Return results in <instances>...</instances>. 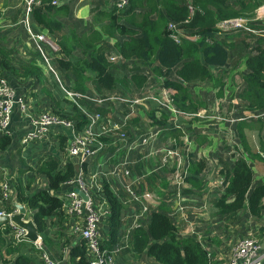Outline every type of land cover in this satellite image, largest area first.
I'll use <instances>...</instances> for the list:
<instances>
[{
	"label": "trees",
	"instance_id": "16d2710c",
	"mask_svg": "<svg viewBox=\"0 0 264 264\" xmlns=\"http://www.w3.org/2000/svg\"><path fill=\"white\" fill-rule=\"evenodd\" d=\"M50 0H42L40 6L32 8L30 16L36 29H45L52 37H56L58 52L53 57L60 69L71 74L74 87L84 91V83L92 82L97 89L112 90L115 79L107 62L110 48L103 44V39L113 40L112 50L124 61L132 58L142 61L154 78L173 73L177 79H164L162 85L175 91L172 98L174 106L185 112L193 113L201 109L204 103L191 97L185 84L191 82H210L215 89L216 97L222 96L223 84L220 76L215 74L217 68L226 63L228 56V38L217 39L215 25L217 22L234 17H251L261 0H193V13L189 16L185 0H126V6L117 10L112 6L109 10H98L92 15V25L77 33L71 27L65 29L56 17L67 14L65 5L53 6ZM124 21V25L119 23ZM181 23L189 30H183L178 41H173L168 34L167 22ZM126 25V26H125ZM134 27L135 31L128 29ZM192 29V30H190ZM118 34L126 38L118 40ZM235 39V40H234ZM234 41L241 44L242 51L235 56L241 60L245 73L241 76L242 85L238 89L237 98L249 111L264 109V38L250 34L235 33ZM234 44V43H233ZM78 50L81 56L75 57ZM36 54V53H35ZM52 59V60H53ZM91 73V78L86 74ZM9 75L22 79L41 76V68L35 64L20 65L15 68L5 58H0V75L8 80ZM128 79L135 89H142L147 81L144 74L131 72ZM63 102H57L52 112L60 117L73 120L74 127L79 129L86 119L79 114L74 105L67 104V112ZM154 123H163V117L156 120L150 113ZM257 131L264 126V120L255 119ZM249 122V121H248ZM249 126L245 121L237 122L235 126L238 137L240 155L233 158L231 166L219 170L223 176L222 192L211 200L216 215L232 218L238 211L246 210L252 218L264 217V181L255 183L250 164L243 158L261 159L258 151L264 157V135L258 136L256 150L252 148L244 135V129ZM252 128V127H251ZM170 130V129H169ZM250 130V129H249ZM177 137L175 130L171 131ZM58 146L62 147L64 137L59 135ZM104 141V138L97 137ZM203 140V139H201ZM9 144L8 136L0 137V149ZM250 158V159H251ZM85 167V165H83ZM204 168L203 160L192 162L190 174L185 178L186 183L198 193H202L204 180L200 176ZM35 174L44 177L47 189L30 190V181L22 183L19 179L13 185L14 199L24 205L28 217L35 226L36 233L41 234L46 227V219L59 211L62 199L59 197L61 184L71 178L76 170L73 161L63 166L52 156H44L34 170ZM164 186L165 183L162 182ZM103 195L109 214L106 216V232L100 241L101 248H109L118 242L120 211L122 205L114 195L106 181L101 182ZM8 210V206H6ZM10 228L0 225V264H32L29 256L20 252L25 244L30 242L13 243L6 236ZM205 230L212 231L211 227ZM258 233L264 237V226L259 227ZM5 235V236H4ZM205 245L206 241L202 238ZM131 250L136 254H144L156 264H209L207 251L193 236H177L174 225L169 217L158 211H150L144 224L131 232ZM32 246V245H31ZM210 247V246H209ZM74 260L72 264H87L84 246L74 247L70 251ZM42 264V263H41Z\"/></svg>",
	"mask_w": 264,
	"mask_h": 264
},
{
	"label": "rangeland",
	"instance_id": "374dc122",
	"mask_svg": "<svg viewBox=\"0 0 264 264\" xmlns=\"http://www.w3.org/2000/svg\"><path fill=\"white\" fill-rule=\"evenodd\" d=\"M192 1L193 0H185V5L189 16L193 13V7L191 5ZM115 2L116 0H88V4H90L88 6L89 9H91V13H94L102 9V7H108L111 9ZM19 14L18 21L21 19V13ZM14 20H16V18H14L13 21ZM68 22V18L65 16L62 22L65 26V29L70 27ZM168 22L166 26L169 24ZM187 24L188 23L182 25L181 23H176L174 25L176 29H184L187 31L189 30ZM16 30L19 29L17 28ZM21 30L25 32L22 24ZM40 30L43 32L46 38L52 40L56 44V37H52L50 34H48V32L45 31L44 28ZM19 34L20 32L16 37H18ZM234 35L235 34H226V31L216 32L214 34V36L219 40L228 38L229 42L226 63L214 71L215 74L220 76L221 83L223 84L222 96L219 98L216 97L215 89L211 87L210 82L200 83L195 81L185 84L191 97L195 100L202 101L204 105L201 109H199V111H197L200 112L199 118L187 120L182 114L177 115L176 118L174 117V122H176L178 125L180 123L185 124V128L182 125L181 126L185 130L184 134L186 139L190 140V142L187 143L190 145L187 148V151L184 149L180 151L183 155L187 174H190L189 167L191 163L195 162L196 160L204 161L203 173L207 174L205 179L207 176H209V174L216 172V181L208 182L206 179L204 196L207 195L209 201L208 203L196 192L186 190L182 191L186 202L196 205L195 207H192V212H197L198 215H201L196 216L198 220L196 221L195 229L201 238L206 241L208 246H210L209 250L211 252L209 254V264H223L225 257L228 255V252L233 247L235 241L244 235V230L248 229V235L258 234L259 227L264 226V217L256 219L252 218L249 214L247 217L246 210L238 211V213L232 218L219 217L216 215V210L212 207L211 203V200L214 197H217L223 190V182H221V184L217 182L218 179L223 180V176L220 174L219 170L229 168L233 158H237L240 155L238 137L235 131L237 122L245 121V125L249 124V126L252 127H249L250 130L248 127H246L244 129V134L246 133L247 139L250 140L254 145H256L257 137L264 135V126L260 128V132L257 131L258 124L254 120H250L248 118V110L237 98L238 89L242 85L241 76L245 73V69L241 60H238L235 56L236 52L242 51L241 44L238 41H233L230 44L231 40L234 39ZM11 37L12 34H8V32H6L3 28H0V58L3 57L7 61L14 63L16 68H18L20 65L24 67L29 65L34 66L35 64H37L41 69L43 68L42 71H44L45 74L44 77H42V81L43 83L47 84L45 88L50 89L52 92H54V94L55 83H52V80L57 82L58 85L61 83L62 86L72 90L75 94H77V92L80 93L83 97H75L74 106L78 109L79 114L83 115L86 120L92 116H97V122L99 124L108 121L110 122L111 126L115 125V127H118L116 130L117 132L131 133L133 130H135L144 135H148L151 132H156L152 142L157 137L161 142L159 147L152 149H158L165 146V142L169 144L174 143L175 148L179 146L177 141L179 133L177 134V137H174L173 133H171V131H173L175 128V125L171 126L170 124V122L173 120V115L172 113H170L171 116L167 115L169 110L161 108V104H165L168 105L169 108L177 110L173 101L170 100V97L173 98L175 94L173 90H171L172 93L166 90L169 97H167L164 102H160L159 104H150V107L144 105V103L147 101H141L139 104H136L130 108L129 103L123 101L124 99L133 100L143 96H150L158 99L157 97L161 91L162 83L160 84L158 80L154 79L153 75L143 62V64L138 62L139 60L125 62L122 59L109 61L108 57L115 55L111 50L106 59L116 82L115 87L112 90H106L101 87L96 90V88L92 85V82L87 81L84 83V91H80L74 87L75 84L70 83V73L60 69L58 65L55 64L53 58H51L49 61V65H45L41 62L40 58L33 51L27 34L26 38L30 45V48L28 49L23 47L22 42L15 43V39L12 40ZM103 44L107 48H111L110 40L105 39ZM74 55L75 57H78L81 56V53L77 50ZM142 65L145 67L144 71L148 76V81L143 89L137 90L130 85L128 81V75L134 71L138 72L137 69L142 67ZM48 68L51 69L50 72ZM86 76L87 78H91L92 74L87 73ZM165 76L167 78L170 77L171 79H175L172 74H167ZM56 97L58 98V102L64 101L63 108H66V111L69 112L70 108L66 107L68 100L66 101L63 98V95L56 94ZM91 99H94V101H91ZM151 112L153 113V116L156 120L160 118L161 112L164 113L165 117L162 116L164 119L163 123H154L150 117ZM179 112H182L183 114H191L183 110H180ZM157 113H159V115H157ZM169 127H171L170 130L168 129ZM248 135L250 136L248 137ZM220 154L222 158L221 161L218 158ZM247 156L248 155L245 153L243 158L250 164L252 168H254L256 174L262 172L261 176H264L263 161H257L251 157L250 159L248 158L249 156ZM106 162L116 164L118 159H108ZM210 162L214 164L208 165ZM158 163L159 160L154 157L153 163L150 166H147V169ZM175 167L177 168L171 172ZM132 168L135 167L133 166ZM180 168H182L181 164L178 166L165 164L155 169L153 172L155 174L153 175L152 173L144 174V164L138 162L136 168L134 170L131 169L130 173L133 176L139 178L138 180L142 179L145 181L144 187L154 193H152L155 196V202L153 205L160 206V208H162L161 212L167 215V213L171 211L173 204L167 205L169 198L167 199V196L161 193L162 189L165 188V186H162V182L163 179L166 178L170 185L175 184L176 179L174 175L175 173H179ZM257 180L260 182V179ZM20 181L25 182L23 179ZM255 183H257L256 177ZM201 203H205L207 208L204 209L205 206L201 207ZM175 221L179 225L180 230L184 222L177 219ZM208 227H211L212 231L205 230V228ZM118 235V242L107 248L112 253L113 264H156L152 258L147 257L144 254H136L131 250V234H128L126 229H124L122 226L119 229ZM11 239V236H9V240ZM218 257H222V259L217 260L216 258Z\"/></svg>",
	"mask_w": 264,
	"mask_h": 264
},
{
	"label": "built area",
	"instance_id": "2783aa9c",
	"mask_svg": "<svg viewBox=\"0 0 264 264\" xmlns=\"http://www.w3.org/2000/svg\"><path fill=\"white\" fill-rule=\"evenodd\" d=\"M63 1L67 0H50L49 4L58 6L59 3ZM21 2L22 12L19 23L22 24L25 29L33 51L43 64L49 65L51 58H53L56 52H58V46L52 40L46 38L41 30L38 31V29L33 26L30 16L32 8L40 6L42 0H21ZM125 6L126 0H116V9H122ZM263 19L264 0H261L260 4L253 11L251 17L223 19L216 23V32L226 31V34L241 32L242 34H250L254 37L258 36L264 38ZM170 22H168L169 24L166 26L169 37L173 41H178L179 37L183 35V30L176 29L174 25L176 23ZM119 59L121 58L117 54L108 57L109 61H116ZM48 70L51 71L49 68ZM60 86L63 98L66 101L68 100L67 103L70 105H75V97H83L78 92L75 94L72 90L65 88L62 85ZM166 90L172 93V89H167L165 87L161 88L159 96L157 97L158 99L150 96H143L133 100L124 99L123 101L128 102L130 108L139 104L141 101H147L149 99H152L154 104H159L169 97ZM92 100L94 99H91V101ZM170 100L172 101L171 97ZM14 104H16L22 111H25L23 113H27L33 109L30 108V103L28 104L24 98H14L12 87L9 85L6 78L0 75V136L9 133L10 119ZM161 108L169 110L167 115L171 116L170 113L173 115V120L170 124L171 126L175 125V128H173L179 133L177 138L179 146L177 148L174 147V143L169 144L165 142V146L158 149H152L150 143H152L156 132L144 135L133 130L128 135L125 132H117L116 130L118 127H115V125L111 126L108 121L99 124L97 122V116H92L86 120V123L79 129L74 127L73 120L60 117L51 111H39L36 112L35 115L29 116L32 130L27 131L20 138L21 144H27L29 141H32L36 138L35 135L46 134L51 128L69 127L72 129L71 140L67 147V154L77 160L78 167L74 175L61 184L59 197L62 199V203L60 208L68 218L74 220V224L71 227V233L76 235L77 239L84 246L87 264H113L112 253L107 248H101L100 246V241H102L100 226L109 214V207L101 194V182L102 180L106 181L109 185V182L106 179L108 175L96 171L91 173L90 170L87 172L84 171V168L88 167L90 158L97 154V152L103 147V143L97 139V137L101 136L114 139V141H110L108 145L117 150L123 147L126 152H124L117 165L113 163V168L110 170V174H121L122 176L120 184L117 187H113L111 190L122 205L120 211V223L121 226L126 229L127 233L131 234L134 229L142 226L146 215L150 211H158L159 208V206L153 205L155 202L154 193L144 187V180H138L139 178L130 173L128 167L129 164L132 163V165H134L138 162L143 163L145 170L144 174L153 173L155 169L165 164L177 166L181 164L182 168H180L179 173H175L174 175L176 179L175 184L170 185L168 182V185H166L161 191L163 195L167 196V199L169 198L167 204H173L171 211L167 213V216L174 225L177 235L193 236L198 242H200L203 246L202 248L207 251L209 257L211 252L209 250L210 247L203 243L201 236L195 229L196 222L191 220L187 214V209L190 208L192 211V207H195L196 205L185 203V198L182 197L184 180L188 174L185 169L186 166L184 164L183 155L180 151L182 149L187 151V148L190 146L187 143L190 142V140H187L184 134L185 130L183 127L185 124L180 123L178 125L174 122V117L176 118L177 115L182 114L187 120H191L193 118H199L200 112H197L199 111L197 110L191 114H183L182 112H179L180 110L177 108L178 111L169 108V106L165 104H161ZM157 115H159V113H157ZM162 116L165 117L164 113L161 112L160 118ZM248 118L250 120H264V109L258 111L248 110ZM168 129H171V127ZM147 145L148 147L143 150L142 148ZM258 154L263 157L261 152L258 151ZM154 157L159 160V163L147 169V166H150L153 163ZM83 165H85V167H83ZM176 168L177 167L171 172ZM217 182L221 184L222 180L218 179ZM79 191L86 196V200H83L78 194ZM12 202H14V189L10 184L9 178H5L0 181V217H9L11 214L17 213L15 207H13V209H6L7 204ZM202 206H205V203H201V207ZM192 213L195 216H201L198 215L197 212ZM22 219L30 220L27 210ZM176 219L184 222L180 230L179 225L175 221ZM3 225L10 228L6 236L8 238L11 236V241L13 243L28 241L25 238V230L11 220L1 224V226ZM30 243L34 250L39 253L38 260H41L42 264H59L51 259L46 253L41 252L42 246L39 234H37L36 240ZM216 259L221 260L222 257ZM223 264H264V237L260 236L259 233L239 237L235 241L233 247L229 250Z\"/></svg>",
	"mask_w": 264,
	"mask_h": 264
},
{
	"label": "crops",
	"instance_id": "0c3cea01",
	"mask_svg": "<svg viewBox=\"0 0 264 264\" xmlns=\"http://www.w3.org/2000/svg\"><path fill=\"white\" fill-rule=\"evenodd\" d=\"M20 5H22L21 0H0V28H3L6 32H8V34H12L11 39L12 40L15 39V43L22 42L23 47L28 49L30 48V45L26 38V34L23 30H21V24L18 21V15H20L19 13H21V7H22ZM59 5L60 6L65 5V7H67L68 9V13L60 14L56 17V19L60 22H63V19L66 16L69 21L68 24L74 29L75 32L81 33L82 31H84L85 29L89 28L92 25V15L95 12L91 13V9H89V6H88L90 5L88 4V0H67V1H63L59 3ZM109 9L110 8L108 7L106 8L102 7V9L100 10H109ZM14 18H16V20L13 21ZM119 23L124 25L123 20H120ZM17 28L19 30H16ZM128 29L135 31L134 27L128 26ZM19 32L20 34L18 35V37H16ZM116 38L118 40H122L126 38V35L118 34ZM105 39L111 41V48H110V51H111L113 49L112 48L113 40L104 38L103 39L104 42H105ZM76 51L77 50L74 51V54ZM112 51L114 52V50ZM114 54L116 53L114 52ZM131 60L138 61V59H135V58H132L128 61H131ZM138 62L143 64L142 61L140 60ZM10 63L12 66L16 68L14 63L12 62ZM144 65H142V67L137 69L138 70L137 73L144 74L148 81V76L145 74V71H144L145 70ZM42 69H41L42 74L39 80H37L35 77H30L28 79H22L19 77H15L14 75L7 74V76L9 75L7 81L14 91V98L15 99L19 97L24 98L28 104L30 103L31 105L30 108H33V109L27 113H23L25 111H22L20 108H18L16 104H14L13 106L12 115L10 119L9 133L7 135H1V136H8L9 144L6 145V147H4L3 149H0V170H1L0 171V181L4 180L5 178H9L10 184L12 186L15 184L17 179L19 180L23 179V181H30V188H29L30 190L47 189V184L45 182L44 177L41 175L35 174L34 172L35 168L37 167L40 160L44 156L54 157L59 162V166H63L68 161H73L74 169L76 170L78 167L77 160L73 157H70L67 154V147L71 140V130H72L69 127L51 128L50 131H48L44 135H35L36 138H34L32 141H29L27 144L20 143V138L27 131L32 130L29 116H33L35 115L36 112H39V111L46 110V111L52 112V110L56 109L55 105L58 102V98L56 97V94L63 95L61 91V86H60L61 84L59 83L58 85L57 82H55L54 80H52V83H55V94L50 89L45 88L47 84L43 83L42 81L43 80L42 77H44V74H45V72L42 71ZM169 74L170 75L172 74L173 77L177 79V77L173 73L170 72ZM158 77L159 78L157 79L154 78V79L158 80L160 84L163 83L164 79L172 80L170 77L167 78L165 75L158 76ZM70 83L74 84V78L73 76H71V73H70ZM115 85H116V82H115ZM130 85L132 86L131 83ZM161 87L164 88L163 85H161ZM137 90H141V89H137ZM150 104H154L152 99H149L147 100L146 103H144V105H146L147 107H150L149 106ZM125 133L128 135L130 134L127 132ZM59 135L64 137V142H63L62 147H59L57 144L58 142L57 136ZM244 135L246 136V133ZM249 136L250 135H248V137ZM102 138H104V141H101L103 143L102 149L99 150L97 154H95L92 158H90L88 162V167L84 168V171L87 172L88 170H90V173L93 171H96V172H100L105 175H108L106 179L109 182V188L112 189L113 187H117L120 184L122 180V176L121 174L111 175L110 170L113 168L112 166L113 164L107 163L106 161L109 158L112 160L118 159V162L116 163L117 165L119 163V160L123 156L125 149L123 147H122L123 149L122 148L118 150L113 149L108 144L110 143V141H114V139L106 138V137H102ZM160 142L161 141L157 137L152 143H150V147L157 148L159 147ZM249 143L251 144L252 148L256 150L257 146L254 145L250 140H249ZM148 145L146 147H143L142 149L143 150L146 149ZM218 158L220 161L222 160L221 154L218 156ZM254 159H256L257 161L258 160L263 161V169H264V158L262 157L261 159H257V158H254ZM210 164H214V163L210 162L208 165ZM133 166L136 168L137 164L136 165H132V163L129 164L128 167H129L130 172H131V169L132 170L135 169V168H132ZM203 170L200 175L202 179L204 180V188H203L202 193L201 192L198 193L195 189L191 188L186 183L185 180H184L182 191L186 190V191L196 192L197 194H199V196H202V198H204L205 201L208 203L209 201H208L207 195L204 196L206 179L208 182L216 181V172L213 174H209V176H207V178L205 179L207 174H204ZM252 171H253L254 180L256 177L257 182H258L257 179L264 181V176H261L262 172H260L259 174H256V171H254V168H252ZM153 174L155 173H152V175ZM13 179H14V182H13ZM163 182L165 183L164 186L166 187V185H168V181L166 180V178L163 179ZM182 197L185 198L183 194H182ZM14 202H16L15 199H14ZM184 202L187 204H191V203L186 202V200ZM7 206L8 208L13 209L12 203L7 204ZM206 208L207 206L205 204V209ZM187 214L191 220L195 222L198 220V218H196V216L192 213L190 208L187 209ZM247 217H248V214H247ZM73 224H74V220L68 218L63 213L61 208L59 209V211H57L56 214L47 218L46 227L44 231L39 235L41 246H42L41 252L46 253L51 259L55 260L59 264L74 263V260L72 259L70 255V251L72 248L80 247L82 244L77 239V236L71 233V227ZM244 231H245L244 236L248 235V229ZM100 232H101V236L103 240L105 238L104 234L106 232L105 222L101 224ZM23 242H27V241H23ZM23 242H21V245H23ZM25 245L26 247H24L23 249L20 247V252L26 256H29L31 259H33L31 261L32 264H41V260H38L39 253H37L34 250L33 246H31L32 244L31 245L25 244Z\"/></svg>",
	"mask_w": 264,
	"mask_h": 264
},
{
	"label": "water",
	"instance_id": "95a60500",
	"mask_svg": "<svg viewBox=\"0 0 264 264\" xmlns=\"http://www.w3.org/2000/svg\"><path fill=\"white\" fill-rule=\"evenodd\" d=\"M78 194L82 197L83 200H86V196L81 191H79ZM12 205L17 209V213L11 214L9 217L8 216L0 217V225L11 220L13 223H15L16 225H18L19 227L25 230L26 233L25 238L29 242L35 241L37 238V233L34 224L32 223L31 220L22 219V217L26 212V208L24 207V205L18 202H12Z\"/></svg>",
	"mask_w": 264,
	"mask_h": 264
},
{
	"label": "clouds",
	"instance_id": "9594fccd",
	"mask_svg": "<svg viewBox=\"0 0 264 264\" xmlns=\"http://www.w3.org/2000/svg\"><path fill=\"white\" fill-rule=\"evenodd\" d=\"M114 6H115V4H114ZM117 10H120V9H117Z\"/></svg>",
	"mask_w": 264,
	"mask_h": 264
},
{
	"label": "flooded vegetation",
	"instance_id": "af4514ba",
	"mask_svg": "<svg viewBox=\"0 0 264 264\" xmlns=\"http://www.w3.org/2000/svg\"><path fill=\"white\" fill-rule=\"evenodd\" d=\"M215 29H217V28L215 27Z\"/></svg>",
	"mask_w": 264,
	"mask_h": 264
}]
</instances>
